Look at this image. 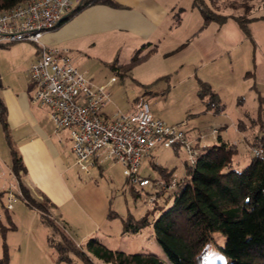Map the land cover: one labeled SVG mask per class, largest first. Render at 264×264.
<instances>
[{
    "label": "rangeland",
    "instance_id": "obj_1",
    "mask_svg": "<svg viewBox=\"0 0 264 264\" xmlns=\"http://www.w3.org/2000/svg\"><path fill=\"white\" fill-rule=\"evenodd\" d=\"M203 1L208 9L227 18L206 25L201 10L191 6L194 0L181 1L172 12L179 22L173 31L176 40L172 42H178L182 34L193 33L188 30L192 29L190 26L196 17L200 21L194 31L203 29L205 32L201 40L192 42L187 49L182 48L184 51L176 52L177 55L171 54L174 46L162 40L155 57L139 62L130 70L126 67L136 54L132 53L131 40L111 50L104 45L96 48L90 44L76 48L55 42L49 45L70 50L73 61L81 64L78 67L75 63L77 69L87 73L95 85L116 82L112 103L106 109L108 113H129L133 98L146 100L157 118L174 126L186 122L184 130L190 141L202 139L201 144L209 147L216 144L220 136L236 145L238 151L233 157V168L242 170L254 159L253 149L260 145L259 140L264 139V0ZM233 1L254 6L247 16L248 30L229 16L232 9L224 8ZM238 10L244 12L241 8ZM41 42L46 43L45 40ZM14 46L1 47L0 60L22 53L17 49L11 52L5 49ZM142 47L138 48L141 56L147 54L149 48ZM18 62L20 65L26 63L21 59ZM11 77L22 85L31 83L29 72ZM201 83L209 84L217 92L219 105L223 107L220 112L210 109L207 98L203 100L199 95ZM214 130L218 134L214 135ZM0 142L6 144L1 122ZM71 148L72 142L67 137L63 150L70 167L67 182L74 198L59 208L48 205L56 228L49 226L30 206L17 217L14 211L8 216L0 201V264H85L76 253L63 249L64 236L85 252L88 241L96 239L113 251L154 255L163 264H171L154 234L153 223L159 213L152 211L157 205L163 206L165 200L157 198L158 188L154 181L161 180L160 169L179 180L185 177L190 164L184 146L165 148L158 145L153 150L152 158L145 161L140 170L141 177L152 181V185L144 189L125 177L121 165H105L86 174L75 165L76 157ZM7 153L0 151V157L4 166L10 167L12 158ZM152 198L156 199L154 203H151ZM147 215L151 224L141 233L124 234L127 223L136 224ZM225 243L222 233L213 234L206 264H230L215 245L223 247ZM89 256L94 264H105Z\"/></svg>",
    "mask_w": 264,
    "mask_h": 264
},
{
    "label": "trees",
    "instance_id": "obj_2",
    "mask_svg": "<svg viewBox=\"0 0 264 264\" xmlns=\"http://www.w3.org/2000/svg\"><path fill=\"white\" fill-rule=\"evenodd\" d=\"M28 1L31 0H0V12ZM95 4L118 6L114 0H84L60 25ZM194 5L201 10L206 25L227 18L208 9L203 0H194ZM224 8L232 9L233 13L229 16L248 30L247 16L253 11V5L233 1L225 4ZM239 8L244 12L239 13ZM154 50L143 56L138 51L126 68L130 70L147 59ZM198 92L203 100L207 98L206 104L210 109H216L217 112L223 109L219 105L218 94L209 84L201 83ZM0 121L7 133L6 109L1 100ZM259 141V146L263 148L262 156L254 155L246 168L237 170L233 168V157L238 147L218 137L216 144L200 148L196 165L187 167L185 177L175 189L169 192L158 190L157 198L165 200L163 206L157 205L152 211L159 213L153 223L154 234L171 264H206L207 249L213 245V234L216 232L226 237L223 247L215 245L230 260V264H264V139ZM11 155L13 171L16 174L24 173L25 168L18 153L12 149ZM154 168L158 166L154 165ZM160 173L161 180L170 185L173 175L163 169H160ZM25 197L27 205L37 210L49 226L56 228L49 214V203L39 202L28 190H25ZM5 213L7 215L9 212ZM149 224L151 222L147 215L136 224L127 223L124 234H139ZM64 242L63 249L76 253L85 264H94L89 255L105 264H163L154 255L113 251L96 239L88 241L87 252L78 249L65 236Z\"/></svg>",
    "mask_w": 264,
    "mask_h": 264
},
{
    "label": "built area",
    "instance_id": "obj_3",
    "mask_svg": "<svg viewBox=\"0 0 264 264\" xmlns=\"http://www.w3.org/2000/svg\"><path fill=\"white\" fill-rule=\"evenodd\" d=\"M77 1L84 0H31L0 12V46L22 42L39 46V57L29 69L35 88L33 103L48 110L55 132L68 131L76 166L90 174L92 169L105 165H121L125 177L142 189L151 186L152 181L141 177L140 170L158 145L184 146L190 166H195L200 148L204 147L197 148L187 138L186 122L167 124L152 113L150 104L143 99L132 113L118 112L108 119L104 114L111 103L108 87L95 85L87 73L79 71L69 50L41 43L43 36L74 10ZM253 154L262 156L263 148H254ZM181 180L174 177L170 185L162 180L156 185L158 190L169 192ZM25 190L23 172L7 171L0 158L2 210L11 212L16 204H27ZM155 200L152 198L151 203Z\"/></svg>",
    "mask_w": 264,
    "mask_h": 264
},
{
    "label": "crops",
    "instance_id": "obj_4",
    "mask_svg": "<svg viewBox=\"0 0 264 264\" xmlns=\"http://www.w3.org/2000/svg\"><path fill=\"white\" fill-rule=\"evenodd\" d=\"M114 1L118 4L117 7L95 4L84 8L57 29L46 33L43 36L46 43H41L45 46H51L49 44L54 42L62 43L75 48L81 47L82 44H90L93 48L104 45L111 50L117 46H123L126 40L127 42L131 40L133 54L139 51L140 46H143L144 49L150 46L147 49L149 51L155 48L147 58L150 59L152 56L155 57V52L162 45V40H165L166 44L174 46L175 51L173 50L174 53L171 54H175L182 48L187 49L186 47L192 42L201 40L205 34L203 29H199L198 32L194 31L198 28L200 21L196 17L190 26L192 29L188 30L193 33L182 34L178 42H172L176 40L173 31L175 32L178 22L172 12L183 0ZM81 2L77 1L74 10L80 6ZM191 6L194 8L193 2ZM191 11L194 13L193 10ZM27 43H16L13 48H5L9 52L17 49L22 53L14 58L0 60V100L5 106L8 123V132L4 131L6 144L3 145L0 142V151L5 150L6 154L9 152L12 158L11 152L14 149L25 168L23 184L29 193L39 202L47 201L50 206L59 208L74 198L67 182L70 167L65 161L66 153L63 150L64 139L68 137L71 142L72 139L68 131L66 134L62 131L55 132L54 125L48 116V110L33 103L32 97L35 88L31 83L22 85L12 80L11 76L27 75L39 57V46ZM182 51L184 50H181L180 53ZM69 52L71 54L70 50ZM17 59L26 62L25 65H20ZM75 63L81 67V64L74 61V65ZM115 83L103 84L111 92V103ZM132 101L133 106L129 113L135 110L139 98H133ZM106 109L104 114L108 119L121 112L108 113ZM221 138L225 142L231 143L225 138ZM201 140L193 142L199 147H205L201 144ZM6 170H12V166L6 167ZM27 207L29 206L26 203H18L13 210L15 217L22 210L28 209ZM7 215L9 216V213Z\"/></svg>",
    "mask_w": 264,
    "mask_h": 264
}]
</instances>
